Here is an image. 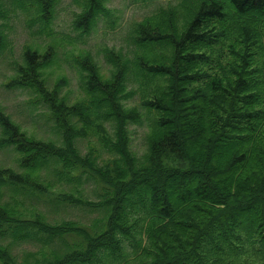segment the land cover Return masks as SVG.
Returning a JSON list of instances; mask_svg holds the SVG:
<instances>
[{
	"label": "trees",
	"instance_id": "16d2710c",
	"mask_svg": "<svg viewBox=\"0 0 264 264\" xmlns=\"http://www.w3.org/2000/svg\"><path fill=\"white\" fill-rule=\"evenodd\" d=\"M76 1L82 9L75 25L83 32L101 19L115 26L108 0ZM12 2L34 11L38 33L53 32L59 0ZM9 11L0 0V18ZM251 28L256 41L264 39V0H180L160 6L134 24L132 53L104 47L107 71L91 51L77 55L86 96L71 104L60 92L66 78L49 87L44 76L56 58L53 45L46 54L27 46L15 81L48 105L63 142L29 134L0 110V146L13 144L24 167H0V183L41 193L52 185L41 176L45 163L55 162L53 171L67 181L79 179L86 168L104 196L99 204L109 211L104 228L90 232L74 220L23 217L29 209L20 202H0V233L27 240L28 227H34L50 237L82 236L69 244L71 251L41 252L33 264H264V81L244 64L213 70L225 56L220 51L225 44L246 61L242 35ZM138 91L152 120L141 155L131 147L129 123L140 122L143 112L126 101ZM91 134L109 153L102 162L99 147L82 155L76 145V137ZM62 194L69 202L95 203ZM126 242L131 250H125ZM9 247L0 243L2 264H15Z\"/></svg>",
	"mask_w": 264,
	"mask_h": 264
},
{
	"label": "rangeland",
	"instance_id": "374dc122",
	"mask_svg": "<svg viewBox=\"0 0 264 264\" xmlns=\"http://www.w3.org/2000/svg\"><path fill=\"white\" fill-rule=\"evenodd\" d=\"M4 1L10 11L6 18H0V22L3 23L1 27L5 32L4 43L0 49V110L10 114V118L18 122L29 134L46 140L53 139L59 144L63 142L62 132L51 116L48 105L38 99L33 89L15 81L19 65L25 62V48L32 45L46 54L49 45H53L50 49L56 53V58L52 64L44 68V76L49 87H53L59 77L66 78V83L60 92L71 104L86 96L76 60L78 54L91 51L103 70L107 71L110 64L105 59L104 47L122 48L132 53L135 47L131 39L134 24L144 16L155 12L160 6L180 3V0H108V4L113 8L115 26L111 27L109 22L101 19L92 29L83 32L75 25V17L82 9V5L76 0H59L51 23L53 32L42 34L37 32L40 23L33 20V16L36 15L33 10L14 4L12 0ZM255 38V31L252 28L248 34L242 35L241 44L244 45L242 53L246 60L244 63L241 58L234 57L236 54L232 46L225 44L221 47L220 51L225 56L220 57L213 70L215 72L229 70L232 63L244 64L248 69H254V73L264 81V39L256 41ZM140 95L138 91L126 100L128 104L136 105L143 112L140 122L129 123L131 147L137 155H141L147 149L146 135L152 122L147 115L148 109L141 103ZM106 124L110 125L109 122ZM2 134L0 123V137ZM75 142L82 155H86L92 146L99 147L98 149L101 150L99 162L109 155L93 134L88 137L78 136ZM22 158V153L13 144L0 146V167L10 166L23 171L24 167L20 163ZM53 166H56L55 162L50 161L41 169V176L49 179L52 184L50 190L37 193L12 182L0 183V202L12 205L20 202L29 209L23 217L34 218L37 215V218L42 217L51 223L66 219L74 220L87 227L90 232L101 231L104 228L109 206L99 204L104 196L102 197L100 193L97 178L85 168L80 170L79 179L60 180L53 171ZM62 192L73 193L76 200L95 201V203L69 202L64 199ZM39 213L42 216L38 215ZM27 231L32 234L27 240H17L11 231L0 233V243L10 245L9 252L15 264H26V260L33 264L37 257H43L41 252H46L48 256L53 252L62 256L73 249L74 246L69 249V244L72 245L82 237L76 233H64L63 236L58 233L50 237L47 232L34 227H28ZM125 246H127L125 250H131L128 242ZM133 257L130 253L128 260H133ZM3 258L11 260L7 254L3 255ZM2 263L0 259V264Z\"/></svg>",
	"mask_w": 264,
	"mask_h": 264
}]
</instances>
